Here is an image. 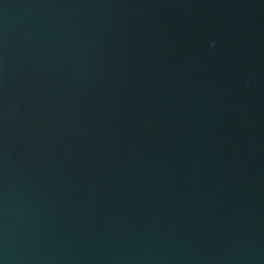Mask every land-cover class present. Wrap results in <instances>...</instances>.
Masks as SVG:
<instances>
[{"label": "water", "instance_id": "95a60500", "mask_svg": "<svg viewBox=\"0 0 264 264\" xmlns=\"http://www.w3.org/2000/svg\"><path fill=\"white\" fill-rule=\"evenodd\" d=\"M0 264H264V0H0Z\"/></svg>", "mask_w": 264, "mask_h": 264}]
</instances>
